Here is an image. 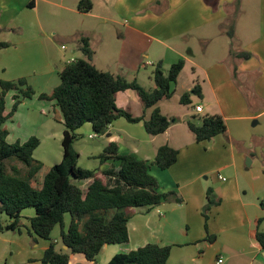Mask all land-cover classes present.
Masks as SVG:
<instances>
[{"label":"crops","instance_id":"1","mask_svg":"<svg viewBox=\"0 0 264 264\" xmlns=\"http://www.w3.org/2000/svg\"><path fill=\"white\" fill-rule=\"evenodd\" d=\"M80 1L0 0V43L10 44L0 51V82L27 79L36 92L33 98L22 102L18 112L5 124L8 142L24 144L37 137L41 144L34 155L47 145L54 165L63 160L62 114L55 102L39 99L41 94H51L61 84V72L70 63H62L54 54L52 37L64 42L75 36L88 37L95 52L93 64L116 77L119 75L113 72L114 66L122 71L125 64H136L141 58L147 59L148 65L161 63L164 73L165 66L171 68L183 59L185 67L180 76L191 66L194 77L188 92L199 84L201 99L207 102L205 106L201 103L194 106L202 105V114H197L193 107L186 118H178L174 113L164 112L160 104L168 101L165 100L157 107L173 122L164 134L150 136L143 122L132 127L129 124L133 123L125 118L114 122L104 136L93 133L90 124L81 129L90 133L97 147L103 146L105 150L116 143L120 155H133L148 162L160 193L175 192L183 200L129 209L130 250L147 244L169 246L168 264H217L220 258L224 264H264V248L256 238L258 232L264 233L261 206L264 155L257 154V144L249 140L248 127V122L254 121L256 125L255 119L264 114V0H256L253 9L246 7L249 0H114L113 14L106 15L94 13L95 0L90 13L79 12ZM100 2L111 4L110 0ZM41 4L50 8L48 19L55 22V28L47 26L40 16ZM78 16L102 20L119 28L112 27L116 38L112 50L105 49V68H99L95 58L110 41L101 37L98 29L80 27ZM78 47L80 50V43ZM155 88L156 84L151 89ZM14 93L7 98L8 112L14 104ZM150 109L151 117L154 108ZM206 110L210 116H222L228 130L211 141L199 143L188 121ZM164 145L179 151L177 163L168 170L160 169L155 163L157 152ZM113 166H119V162L102 164L101 170ZM44 169L45 164L41 172ZM50 169L43 180L36 177L35 187H42ZM90 183L85 181L80 186L87 188ZM209 189L211 198L218 203L212 206L206 220L204 210ZM27 212H23L26 227L22 233L0 234V264H43L50 242L42 239L32 242L28 228L35 211ZM70 222L71 217H66V228ZM59 237L61 227H56L52 239L58 243ZM63 249L67 251L65 246ZM124 250L120 245L105 246L97 262L108 264ZM72 261L93 264L86 258L79 262L76 255H72Z\"/></svg>","mask_w":264,"mask_h":264},{"label":"trees","instance_id":"2","mask_svg":"<svg viewBox=\"0 0 264 264\" xmlns=\"http://www.w3.org/2000/svg\"><path fill=\"white\" fill-rule=\"evenodd\" d=\"M81 13L93 10L90 0H81L78 5ZM231 34V33H230ZM80 51L84 58L71 61L61 72V84L51 94H41L42 101H53L62 114L65 127L62 140L63 160L54 165L44 178L41 188L33 181L43 169V163L34 158L41 141L37 137L26 143L10 144L9 132L5 124L14 117L25 99L36 95L27 79L0 82V214H6L10 221L0 225L3 232L22 233L23 212L34 209L35 215L29 219V234L32 242L42 239L50 242L42 258L43 264H73L72 255L83 254L88 263L100 264L97 257L108 245H120L124 251L117 254L108 264H168L171 247L147 244L129 249L130 233L129 209L152 208L162 203H182L175 192L160 193L156 178L150 173V164L133 155H120L118 145L111 143L105 148L99 159L104 165L109 161L119 162L107 170H84L78 166L79 153L74 147L77 131L90 124L92 132L98 137L108 133L109 127L125 118L136 124L143 122L150 136L164 134L173 120L163 115L157 105L170 100L174 95V85L185 67V60L171 66L166 76L159 63L154 71L156 88L148 91L136 80L128 81L124 77L114 76L100 71L94 64L95 52L88 37H81ZM10 47L9 43H0V51ZM248 58V54H244ZM129 90L137 91L146 109L154 108L149 119L145 114L134 117L118 107L117 95ZM15 92V93H14ZM13 95V107L7 111V98ZM202 97V89L197 84L181 98V103H192L191 96ZM190 131L196 141H211L218 135L227 133V125L222 116H207L197 120L192 116L188 121ZM179 151L169 145L159 148L155 163L162 170H168L178 161ZM21 165L23 167H21ZM91 181L87 188L80 183ZM208 190V205L204 217L218 202L211 198ZM264 208V202L261 203ZM71 217L66 228L65 218ZM61 227V242L68 250L57 249L52 232ZM264 248V233L256 235ZM84 264V263H79Z\"/></svg>","mask_w":264,"mask_h":264},{"label":"rangeland","instance_id":"3","mask_svg":"<svg viewBox=\"0 0 264 264\" xmlns=\"http://www.w3.org/2000/svg\"><path fill=\"white\" fill-rule=\"evenodd\" d=\"M92 2V0H90ZM113 1L110 0L111 4L110 6L103 5V2L101 3L100 0H95L96 2V9L95 14H113ZM247 1V0H245ZM250 4L246 5L248 9H253L256 6V0H249ZM93 3V2H92ZM49 7L41 4L39 7L40 16L46 20L47 26L51 28H55L56 24L54 21H51L48 19V13H49ZM57 11V9H54ZM109 12V13H107ZM112 16V15H110ZM77 24L80 27H84L83 29L90 28V29H98L100 30L101 37L105 38L106 40H109L110 43L106 44L107 48H103L98 52V55L96 56V64L99 68H105L106 63V52L105 49L108 51L112 50V41H114L115 33H113V28L119 29L115 26H112V24L105 23L102 20H97L93 18H88L84 16H78ZM60 28V27H58ZM63 29V28H61ZM115 32V31H114ZM51 35V33H50ZM81 37L75 36L74 39L67 40L66 42L60 41L55 37H52L53 41L55 42V45L52 46L54 54L57 56V58L62 62H71L76 57L82 58L83 54L79 50L78 44L80 43ZM128 40L126 39V42ZM63 46V49H62ZM99 47V43L96 45V50ZM106 50V51H107ZM148 60L145 58H141L137 60L136 64H125L124 69L120 71L117 69V67H113V72H115L117 75L124 77L128 81H137L143 88H145L148 91H151L152 86H155L154 81V71L157 67V63L155 65H148ZM137 68L136 70L134 69ZM170 67L165 66V75H169ZM193 72L191 66L187 67L186 70L183 72V74L180 76L179 81L176 85H174V95L173 97L165 102H162L160 106L164 110V112H168V114L174 113L175 116L178 118H186L189 113L193 112V107L198 104H204L207 105V102L202 101V99L197 95L191 96L192 103L189 105H184L181 103L182 96L189 91L190 86H192L193 83ZM30 85V83H29ZM32 87V85H30ZM34 89V87H32ZM35 90V89H34ZM189 93V92H188ZM118 100V106L120 109H123L127 111L130 114H133V116H143L144 114L150 117L151 109H146L144 102L142 101L139 93L137 91L129 90L126 92H121L117 96ZM195 108V107H194ZM210 116L208 115V111L203 115H196V118L199 122V120H202V118ZM190 120V119H189ZM125 123H128L124 119ZM257 121V124L254 125V121L248 122L249 127V140L252 142L254 141L256 145V152L257 154H263L264 155V114H262L259 118L255 119ZM237 124H242L243 122H236ZM132 127L135 126L134 124H129ZM138 125V124H137ZM63 130H65L64 125L61 126ZM90 133H86L84 129H81L79 134H77V139L74 143V147L79 153V161L78 166L84 170H101L102 163L99 159L100 155L104 152V147H97L95 145V139H91L89 137ZM63 150V147H62ZM48 148L47 145H43L40 150L36 152V155H34V158L41 161L43 165L45 164V169L38 175L37 179H42L44 177V174L46 170L50 169L47 168L50 165H54L55 161L51 159L49 154L47 153ZM112 162V161H111ZM249 160L246 161V164H248ZM21 167H23L21 165ZM255 168L252 170L254 171ZM35 186V185H34ZM27 213H30L31 211L34 212V209L27 210ZM128 214L131 215V213L128 211ZM66 217H69L66 216ZM68 219V218H67ZM10 221L9 217L6 214H0V225H6ZM57 249L59 251L64 250L63 244L61 242V238H58V244ZM77 260L85 261V256L83 254L76 255Z\"/></svg>","mask_w":264,"mask_h":264},{"label":"built area","instance_id":"4","mask_svg":"<svg viewBox=\"0 0 264 264\" xmlns=\"http://www.w3.org/2000/svg\"><path fill=\"white\" fill-rule=\"evenodd\" d=\"M73 61V60H72ZM195 112L197 114H202L204 112V108L202 105H198L196 108H195ZM224 181H226L225 179H223ZM217 264H224V260L222 258H220L218 261H217Z\"/></svg>","mask_w":264,"mask_h":264},{"label":"water","instance_id":"5","mask_svg":"<svg viewBox=\"0 0 264 264\" xmlns=\"http://www.w3.org/2000/svg\"><path fill=\"white\" fill-rule=\"evenodd\" d=\"M66 249L68 250V247H66Z\"/></svg>","mask_w":264,"mask_h":264}]
</instances>
